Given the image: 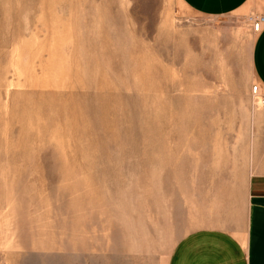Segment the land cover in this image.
I'll return each instance as SVG.
<instances>
[{"label":"rangeland","instance_id":"374dc122","mask_svg":"<svg viewBox=\"0 0 264 264\" xmlns=\"http://www.w3.org/2000/svg\"><path fill=\"white\" fill-rule=\"evenodd\" d=\"M256 15L0 0V264H167L230 227L264 170Z\"/></svg>","mask_w":264,"mask_h":264},{"label":"crops","instance_id":"0c3cea01","mask_svg":"<svg viewBox=\"0 0 264 264\" xmlns=\"http://www.w3.org/2000/svg\"><path fill=\"white\" fill-rule=\"evenodd\" d=\"M205 16L264 13V0H182ZM254 75L264 92V28L256 33L252 51ZM245 200L231 226H203L189 230L177 243L167 264H264V170L246 180ZM236 215V213H235ZM233 227L237 228L232 231Z\"/></svg>","mask_w":264,"mask_h":264},{"label":"built area","instance_id":"2783aa9c","mask_svg":"<svg viewBox=\"0 0 264 264\" xmlns=\"http://www.w3.org/2000/svg\"><path fill=\"white\" fill-rule=\"evenodd\" d=\"M249 21L251 23V28L255 33H259L264 28V15H256V16H250ZM252 93L254 96H257L259 94V86L254 85L252 89Z\"/></svg>","mask_w":264,"mask_h":264}]
</instances>
